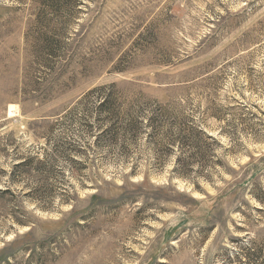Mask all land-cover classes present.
<instances>
[{"label": "rangeland", "instance_id": "obj_1", "mask_svg": "<svg viewBox=\"0 0 264 264\" xmlns=\"http://www.w3.org/2000/svg\"><path fill=\"white\" fill-rule=\"evenodd\" d=\"M263 201L264 0H0V264H264Z\"/></svg>", "mask_w": 264, "mask_h": 264}, {"label": "trees", "instance_id": "obj_2", "mask_svg": "<svg viewBox=\"0 0 264 264\" xmlns=\"http://www.w3.org/2000/svg\"><path fill=\"white\" fill-rule=\"evenodd\" d=\"M55 1H58V0H55ZM68 1H72V0H68ZM56 9H57V6H55ZM52 8H54V6H52ZM55 9V8H54ZM110 88L111 87H114L113 85H108ZM103 88L105 87H95L93 89V91H100L102 90ZM109 92H113V91H109ZM144 98V95L143 94H138V95H135L131 98H127L124 100L125 103H127V107L126 109H124V112L120 113L118 112L119 115L115 113H112V111H115V110H111V106H109V104H113V102H111L108 98H103L102 100H100L99 104H98V107H100V110H103V111H106L108 112V114H112V118H116V116L118 117V121H122V125H121V130L124 131L125 135L128 136V134H131L133 136H136L137 134L140 133V127L142 128V122H145V124L148 123L149 126H152L154 127V129L156 128L157 129V124L155 123L156 120L153 118V116L149 117L147 116V118H145L143 120L142 118V114L140 111L136 110V108H138L139 106L143 105L144 103H146L148 100L147 98H145L146 101L143 100ZM144 102V103H143ZM135 110V111H134ZM115 115V116H114ZM136 119H138V121H136ZM189 135L191 137H193V139L191 138L189 144H191L190 146V157L189 159L193 158V154L195 155V159L197 161H200L203 159V157L205 156L206 152L205 150H203L202 148L204 147L202 145V136L204 137L205 134L203 131H200V130H197L195 126L193 127H190L189 128ZM165 135V138H162L161 136ZM163 135L160 136V138L156 139L154 137L153 141H154V144L156 145V149L160 148H165V146H167L169 149L171 148V142L172 141H178L180 142L181 145L184 144V142L182 141L183 138H181L182 136H180V134L178 133L176 136L172 137L171 134H169V132H165ZM131 138V137H130ZM112 140V138H111ZM213 140V138L211 139ZM115 143V142H113ZM177 145V144H176ZM167 148V149H168ZM195 150V153L191 151ZM32 160H34V158H30V157H24V158H21L18 162H16V164L13 165V169H16V170H19V169H26L27 166H29V164L32 162ZM38 164L42 165L44 164L45 162V159L44 160H38L37 161ZM188 165V161L186 160V166ZM26 171V170H24ZM41 171V169H40ZM180 176H184L181 172L179 174ZM187 175V174H186ZM259 202H261L262 200L260 198H257ZM262 204H264V201L262 202Z\"/></svg>", "mask_w": 264, "mask_h": 264}]
</instances>
